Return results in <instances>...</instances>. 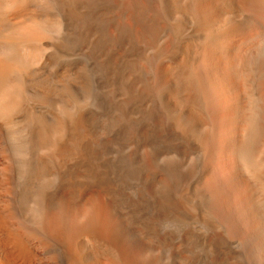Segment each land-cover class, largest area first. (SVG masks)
Masks as SVG:
<instances>
[{
    "label": "bare ground",
    "instance_id": "bare-ground-1",
    "mask_svg": "<svg viewBox=\"0 0 264 264\" xmlns=\"http://www.w3.org/2000/svg\"><path fill=\"white\" fill-rule=\"evenodd\" d=\"M0 264H264V0H0Z\"/></svg>",
    "mask_w": 264,
    "mask_h": 264
},
{
    "label": "rangeland",
    "instance_id": "rangeland-1",
    "mask_svg": "<svg viewBox=\"0 0 264 264\" xmlns=\"http://www.w3.org/2000/svg\"><path fill=\"white\" fill-rule=\"evenodd\" d=\"M90 98H91V99H90ZM85 100H87V101H86V104H88L89 106H91L92 103L94 104V101H95V93L85 95ZM91 100H93V101H91ZM89 102H90V103H89ZM92 106H93V105H92ZM92 106H91V107H92ZM113 153H114V154H113ZM111 155H112V157H111ZM120 156H121V152H112V153L109 154V157H111L113 160L118 159V157H120ZM118 162H119L118 166H119L120 168H122V167H123V163H122V161H121L120 159H118Z\"/></svg>",
    "mask_w": 264,
    "mask_h": 264
}]
</instances>
